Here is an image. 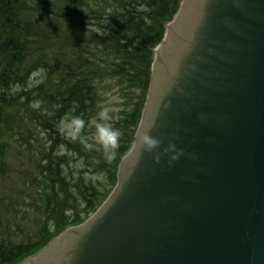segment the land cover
<instances>
[{
  "label": "water",
  "instance_id": "1",
  "mask_svg": "<svg viewBox=\"0 0 264 264\" xmlns=\"http://www.w3.org/2000/svg\"><path fill=\"white\" fill-rule=\"evenodd\" d=\"M109 199L24 264H264V0H184Z\"/></svg>",
  "mask_w": 264,
  "mask_h": 264
},
{
  "label": "trees",
  "instance_id": "2",
  "mask_svg": "<svg viewBox=\"0 0 264 264\" xmlns=\"http://www.w3.org/2000/svg\"><path fill=\"white\" fill-rule=\"evenodd\" d=\"M182 2L0 0V158L8 134L27 123L46 139L35 154L36 181L44 189L40 205L31 208L34 242L16 246L0 234V264H22L108 199L142 120L155 49ZM34 68L43 71V81L19 93L30 87ZM105 110L107 123L121 133L111 161L96 141ZM77 117L85 121L83 130L73 123ZM64 121L74 135L63 133Z\"/></svg>",
  "mask_w": 264,
  "mask_h": 264
},
{
  "label": "rangeland",
  "instance_id": "3",
  "mask_svg": "<svg viewBox=\"0 0 264 264\" xmlns=\"http://www.w3.org/2000/svg\"><path fill=\"white\" fill-rule=\"evenodd\" d=\"M22 1L26 2V0ZM45 52L47 57L52 56L50 55L51 50ZM43 54L41 52L38 58H41ZM43 78V71L34 68L30 73V87L24 90L18 88L17 91L23 93L25 90H30L33 86L41 84ZM110 103L114 106L113 102ZM32 105L34 110L40 106L39 104ZM61 128L63 133L69 132L71 136L74 135L73 126L65 121ZM26 131L32 139L25 138ZM5 140V143H2V146H6L4 158H0V234L6 236L4 241L10 240L19 246L34 242L30 241V237L34 235L35 226L33 224L36 223L37 217L31 208L34 204L35 206L40 205L41 200L37 196L44 189V185L41 186V180L36 181L39 178L36 175L38 165L36 163L39 162L35 154L45 145L46 139L45 135L35 126L27 123L25 126L12 130Z\"/></svg>",
  "mask_w": 264,
  "mask_h": 264
},
{
  "label": "clouds",
  "instance_id": "4",
  "mask_svg": "<svg viewBox=\"0 0 264 264\" xmlns=\"http://www.w3.org/2000/svg\"><path fill=\"white\" fill-rule=\"evenodd\" d=\"M100 119L102 122L96 125V141L103 148L105 159L111 161L115 159L121 133L114 129L111 124L107 123V110L100 114ZM73 123L80 130H83L85 127V121L81 118H75ZM73 138L75 139V137Z\"/></svg>",
  "mask_w": 264,
  "mask_h": 264
}]
</instances>
